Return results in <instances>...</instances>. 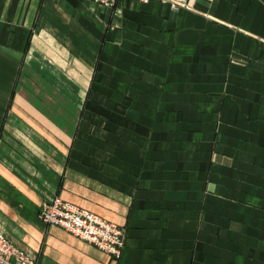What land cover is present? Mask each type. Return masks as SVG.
<instances>
[{"label":"crops","instance_id":"1","mask_svg":"<svg viewBox=\"0 0 264 264\" xmlns=\"http://www.w3.org/2000/svg\"><path fill=\"white\" fill-rule=\"evenodd\" d=\"M56 197L121 256L44 223ZM0 233L36 264H264V0H0Z\"/></svg>","mask_w":264,"mask_h":264},{"label":"built area","instance_id":"2","mask_svg":"<svg viewBox=\"0 0 264 264\" xmlns=\"http://www.w3.org/2000/svg\"><path fill=\"white\" fill-rule=\"evenodd\" d=\"M86 1L113 7L118 0ZM40 218L44 223L60 227L116 258L121 256L125 247L126 231L123 227L66 202L61 197H56L52 202L44 204L40 211ZM0 264H36V262L8 237L0 233Z\"/></svg>","mask_w":264,"mask_h":264}]
</instances>
